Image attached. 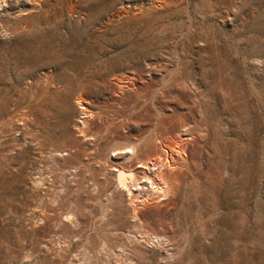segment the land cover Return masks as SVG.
Here are the masks:
<instances>
[{"label":"rangeland","instance_id":"1","mask_svg":"<svg viewBox=\"0 0 264 264\" xmlns=\"http://www.w3.org/2000/svg\"><path fill=\"white\" fill-rule=\"evenodd\" d=\"M0 264H264V0H0Z\"/></svg>","mask_w":264,"mask_h":264},{"label":"bare ground","instance_id":"2","mask_svg":"<svg viewBox=\"0 0 264 264\" xmlns=\"http://www.w3.org/2000/svg\"><path fill=\"white\" fill-rule=\"evenodd\" d=\"M5 2V1H4ZM7 6V5H6ZM14 20V19H13ZM133 57V56H132ZM47 73V71H46ZM46 75V74H45ZM85 76V75H84ZM39 77V76H38ZM50 78V77H49ZM35 80V79H34ZM38 80V78H37ZM40 80V79H39ZM44 80V79H43ZM45 81V80H44ZM48 81V80H47ZM124 81V80H123ZM130 81V80H129ZM50 82V81H49ZM46 83V81H45ZM115 84L113 85V87L115 88V93L118 95V96H122V95H125L126 93H128V88L130 87L131 84L128 85V83L124 84V83H120L119 81H116L114 82ZM40 84V83H39ZM49 84V83H48ZM47 83L44 84L42 87H43V91L44 92H47L50 90L49 88V85ZM60 84V83H59ZM38 85V84H37ZM78 85V84H77ZM80 85H81V82H80ZM173 85V84H172ZM40 86V85H39ZM38 87V86H37ZM62 87V86H61ZM64 87V86H63ZM64 91V89H62ZM53 92V91H52ZM39 93V92H38ZM60 93V92H59ZM131 93V92H130ZM135 93V92H134ZM53 95V94H52ZM129 95V94H128ZM41 96V95H40ZM115 96V95H114ZM127 96V95H126ZM55 97V95H54ZM50 98V97H49ZM51 98H53L51 96ZM68 98V97H67ZM122 98H125V97H122ZM46 98H42V97H38L37 100H36V106H34L35 108H37V106H40L42 102H44ZM83 99L81 96H78L76 99H75V104L76 106L79 108L80 110V114L82 117L79 118V121H78V133L79 134H85V129L88 127V125H90L91 123H93L94 121V118L95 115L93 112L91 111H88V109H86V107L83 106ZM66 102V101H65ZM64 103V102H63ZM47 104V103H46ZM59 104V102H58ZM60 105V104H59ZM68 106V105H67ZM52 107L55 108V106L52 105ZM34 109V108H33ZM67 109V108H66ZM35 110V109H34ZM33 110V111H34ZM40 110V109H39ZM38 111V110H37ZM62 111V110H61ZM59 112V111H58ZM60 114V113H59ZM100 114V113H99ZM101 115V114H100ZM41 116V114H40ZM36 117V116H35ZM99 117V116H98ZM159 117V116H158ZM162 118V117H161ZM99 119V118H98ZM39 122L41 120H38ZM36 122V121H35ZM160 123V121H159ZM42 124V123H41ZM123 124V123H122ZM161 124V123H160ZM159 124V126H160ZM163 126V125H162ZM161 126V127H162ZM39 127V126H38ZM165 127V126H164ZM158 128V127H157ZM43 130V129H42ZM158 130V129H157ZM166 130V129H165ZM159 133V132H158ZM182 133V132H181ZM157 134V133H156ZM181 136V135H180ZM179 136V137H180ZM166 138V137H165ZM162 139V138H161ZM167 139V138H166ZM160 140V139H159ZM177 140V139H176ZM184 140V139H182ZM141 141V140H140ZM139 141V142H140ZM147 141V139H146ZM162 140V143L159 145V147H157L158 149H161V153L159 157H156L155 159H149L147 158L146 159V156L144 157L146 160L145 162H142V165H144L145 167L149 168L150 171H147L148 173L150 172L151 175H148L147 174V180H149V185H150V189L151 191H149V197H159L158 200L160 199V197H165L167 196V194L169 193V190H170V185L168 184L169 182H167V180L165 179L166 177L163 175L164 171L161 169L162 167H166L168 168L167 170L168 171H171L170 168H173L174 167V164L172 163L174 160H172V158L174 157V154H177L178 156V159L180 158L179 154H181L182 152V146L179 145L177 142V145L175 148H172V146H168L166 145ZM171 142V141H170ZM174 142V140H173ZM179 142V141H178ZM182 142V141H181ZM186 142V141H185ZM153 144V143H152ZM183 144V143H181ZM142 145V144H141ZM155 145V144H154ZM173 145V143H172ZM145 146V145H144ZM153 146V145H152ZM140 144H135V143H127L124 145L123 149L125 150V155H124V158L125 160L126 159H131L133 157L136 158V155L138 153V150L140 149ZM152 149V148H151ZM157 149V150H158ZM115 150V149H114ZM150 150V148H149ZM155 150V149H154ZM143 151V150H142ZM150 152V151H149ZM155 152V151H154ZM115 153V152H114ZM158 153H160L158 151ZM145 154V153H144ZM155 154V153H154ZM157 154V153H156ZM184 154V153H182ZM156 156V155H155ZM176 156V155H175ZM142 157V158H143ZM154 157V156H153ZM142 160V159H141ZM137 161V159H136ZM143 161V160H142ZM176 161V160H175ZM140 164V162H139ZM146 168V169H147ZM178 172V171H177ZM119 175V174H118ZM167 175V174H166ZM174 175V174H172ZM171 175V176H172ZM145 178V176H144ZM118 179V186L119 187H122V188H125L127 189V192L129 194V197H130V202L131 203H135V201H137L140 197H141V192L138 190H136L137 188H139V180L140 178L138 177V175L132 171H129L127 173H124L122 176L119 175L117 177ZM174 179V178H173ZM175 180V179H174ZM173 180V181H174ZM173 181H170V182H173ZM174 183V182H173ZM172 184V183H171ZM174 187V190H175V186ZM172 190V189H171ZM170 190V191H171ZM173 191V190H172ZM172 193V192H170ZM143 197V196H142ZM146 198V200H147ZM156 199V198H155ZM153 199L152 201L154 202ZM150 200V199H149ZM141 201V200H140ZM151 201V202H152ZM138 202V201H137ZM149 202V201H148ZM152 202V203H153ZM156 202V201H155ZM154 202V203H155ZM141 203H145V199H143L141 201ZM131 205V204H130ZM134 205V204H133ZM146 205V204H145ZM148 205V204H147ZM138 206V205H137ZM142 206V205H141ZM136 208V207H135ZM135 208H133V212L135 211ZM138 208V207H137ZM138 213V212H137ZM136 216V215H135ZM138 220V219H137ZM67 222L69 223V225H74L75 224V220L71 217V216H67ZM78 223V222H77ZM72 228V227H71ZM144 232V231H143ZM142 232V233H143ZM147 234V233H146ZM145 236V235H144ZM151 236V235H150ZM149 237V236H148ZM158 238V237H156ZM153 239V238H152ZM158 240V239H157Z\"/></svg>","mask_w":264,"mask_h":264}]
</instances>
